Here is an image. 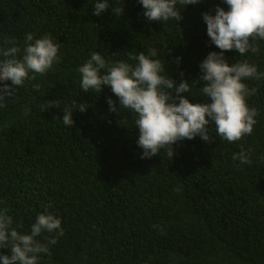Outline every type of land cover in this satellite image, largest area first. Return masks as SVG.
<instances>
[{
  "label": "trees",
  "instance_id": "obj_1",
  "mask_svg": "<svg viewBox=\"0 0 264 264\" xmlns=\"http://www.w3.org/2000/svg\"><path fill=\"white\" fill-rule=\"evenodd\" d=\"M96 2L0 0V61L13 46L22 58L26 44L45 35L59 44L60 57L46 74L30 72L34 80L13 86L0 107V211L22 234H30L39 214L61 220L64 235L39 254L38 264H264V79L243 81L256 89L246 98L257 110L250 135L229 142L210 121L211 142L197 135L175 142L172 157L165 148L142 158L136 115L120 107L109 86L99 93L81 89L77 71L93 52L109 65L134 67L138 61L130 56L155 48L161 75L176 85L190 82L191 94L180 95L210 103L199 89V65L221 50L202 13L229 6L225 0L177 4L181 18L160 22L144 16L139 0H109L99 16ZM29 33L33 41L26 42ZM255 43L257 53L225 51L227 63L247 61L264 72V40ZM72 100L86 110L74 107L69 127L62 118ZM49 101L60 103L44 107ZM241 149L250 165L233 159ZM55 235L42 231L36 239L47 243Z\"/></svg>",
  "mask_w": 264,
  "mask_h": 264
},
{
  "label": "clouds",
  "instance_id": "obj_2",
  "mask_svg": "<svg viewBox=\"0 0 264 264\" xmlns=\"http://www.w3.org/2000/svg\"><path fill=\"white\" fill-rule=\"evenodd\" d=\"M144 8V16L149 21L179 20L181 12L177 4L183 6L196 4L197 0H139ZM229 6L226 11L217 6L215 14L202 13L207 25V35L220 52L211 51L200 63V80L203 85L200 92L210 98V103H192L181 93L191 94L190 82L181 80L176 85L168 75L164 76V64L157 56V49H148L137 56H130L138 63L133 67L119 61L109 65L97 52L91 53L90 59L77 71L81 74V89L99 93L102 86H109L119 98L122 109L130 110L136 115L135 125L138 129L137 144L143 149L142 158H150L161 149L168 148V155L173 156L172 145L185 138L193 139L197 135L206 142H211L208 125L214 122L218 136L229 142L243 139L253 132L257 123V110L250 108L246 98L255 95L256 89H249L243 82L249 78L264 79V72L257 70L247 61L229 65L224 52L235 49L240 55L251 51L259 52L255 43L257 38L264 40V0H225ZM109 7V0H97L93 13L97 16ZM119 13L122 8L116 9ZM250 40L253 41L250 43ZM33 41L31 33L26 35V42ZM18 47L3 51L6 59L0 61V81L10 84L0 86V107L5 97L11 96L13 86H21L26 80H34L35 74H46L55 62H58L59 44L52 37L43 36L27 43L24 55L17 59ZM179 61V57L176 58ZM38 87V86H37ZM174 89L176 96L168 90ZM178 100V103L176 102ZM109 110L116 111L111 98L108 99ZM59 101L47 102V107L57 106ZM85 111V104H76L72 100L64 107L62 121L72 127V109ZM241 164H251L249 154L243 149L233 155ZM12 217L6 211H0V248H10V255L0 254V264H38L39 254L49 253V245L57 243V237L64 235L61 220L51 213L39 214L31 225L30 234H22L12 228ZM42 231L55 233L47 243L36 238Z\"/></svg>",
  "mask_w": 264,
  "mask_h": 264
}]
</instances>
